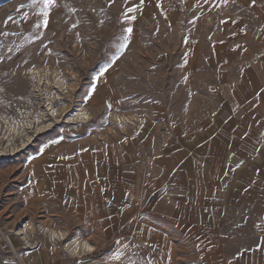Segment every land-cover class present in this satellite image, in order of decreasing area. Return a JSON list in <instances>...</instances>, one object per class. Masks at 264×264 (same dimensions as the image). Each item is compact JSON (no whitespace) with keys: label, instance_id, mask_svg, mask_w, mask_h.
Instances as JSON below:
<instances>
[{"label":"rangeland","instance_id":"1","mask_svg":"<svg viewBox=\"0 0 264 264\" xmlns=\"http://www.w3.org/2000/svg\"><path fill=\"white\" fill-rule=\"evenodd\" d=\"M180 7L169 23L156 0H60L34 34L0 28L2 220L43 226L77 204L99 213L81 231L91 264H235L237 227L251 234L260 217L234 202L233 181L264 164V65L254 96L224 90L264 56V11L237 12L255 32L251 57L211 47L186 67L188 41L220 45L230 29ZM232 103L259 106L244 116L261 122ZM203 122L227 140L190 141Z\"/></svg>","mask_w":264,"mask_h":264},{"label":"crops","instance_id":"2","mask_svg":"<svg viewBox=\"0 0 264 264\" xmlns=\"http://www.w3.org/2000/svg\"><path fill=\"white\" fill-rule=\"evenodd\" d=\"M182 1L183 6L188 8L193 16L199 15L204 20L210 19L213 15L219 16L221 23H227L230 29V31H224L225 37L220 45L212 46L211 41H202L201 36L196 40L188 41L186 67L194 64L198 53L199 56L203 54L202 51L205 54L208 48L211 49V47H215L216 50H223L226 59H232L235 55L240 57L252 56L253 49L249 45L254 42L255 32L250 28L249 19L239 17L237 12L241 11L247 14V9L252 10L251 14H254V12L259 13L260 9L264 11V0H255V3H253V0ZM59 2L60 0H51V3L48 0H0L1 33L17 36V40H20L19 35L26 37L32 33L34 34L44 23L42 21L46 22V19L52 16V11L59 6ZM156 3L163 20L174 23L179 19L181 0H156ZM233 15L235 17L231 18ZM258 18L257 16L255 21L257 27L259 25ZM196 21L198 20L195 19L193 23ZM255 30L257 32V29ZM199 31H203V29ZM210 55H204L203 60L205 61L208 58L207 63L211 65L212 60L214 62L216 60ZM261 64L264 65V56L262 58L258 56L252 63L246 64L245 66L251 65V73L250 71L243 73L242 77L238 78V84L234 87H228L224 92L226 94L237 93V96L245 101L254 96L252 94L255 85L251 84L250 89L249 81L253 83L257 81V68ZM188 71L189 69L185 72ZM222 74L224 76L222 72L219 74L220 80H222ZM223 80H226V78ZM242 100H239V102L241 103ZM228 109L234 114L242 115L241 120H251V123L254 124L261 122L257 117L244 116L259 113V106L232 103V107H228ZM198 126L190 141L227 140L222 136V134L225 135L227 129L224 125H219V128L216 126L213 131L210 129L208 132L206 131L208 126L206 122L200 123ZM261 141H264V138ZM258 161L264 163V159ZM162 177L164 178V176ZM235 178L236 180L233 181L235 184L233 188L236 190L234 202L239 204L247 201L252 212L260 215L251 234L247 233L243 226L237 227L235 264H264V164H257L252 169H238ZM184 181L188 182L189 180L184 178ZM229 181L228 179L221 180L220 184L227 186ZM203 182L206 183L205 180ZM55 207V209L49 210L50 215H54V218L51 216V218L44 220L43 226H47L46 232L37 230L36 227L41 225H35L28 221L15 224L16 218L9 217V219L2 220L1 217L5 215L7 209H4V205L0 207V264H91L90 259L85 254H78L79 249L76 244L78 241H85L82 238L81 231H83V228L93 229L94 221L98 219L99 213L94 214L92 210L85 211L77 204L64 203ZM56 233L59 234V238Z\"/></svg>","mask_w":264,"mask_h":264},{"label":"bare ground","instance_id":"3","mask_svg":"<svg viewBox=\"0 0 264 264\" xmlns=\"http://www.w3.org/2000/svg\"><path fill=\"white\" fill-rule=\"evenodd\" d=\"M56 236H58V238H59V234L58 233H56ZM79 251L80 252H83V251L84 252H91V251H93V247L90 244H87L86 242L82 241V242L79 243Z\"/></svg>","mask_w":264,"mask_h":264},{"label":"snow or ice","instance_id":"4","mask_svg":"<svg viewBox=\"0 0 264 264\" xmlns=\"http://www.w3.org/2000/svg\"><path fill=\"white\" fill-rule=\"evenodd\" d=\"M49 3H51V0H48ZM253 3H255V0H253ZM129 31H131V29H129Z\"/></svg>","mask_w":264,"mask_h":264}]
</instances>
